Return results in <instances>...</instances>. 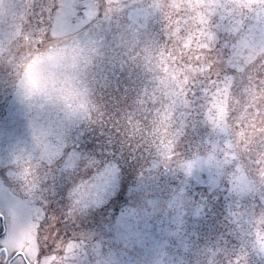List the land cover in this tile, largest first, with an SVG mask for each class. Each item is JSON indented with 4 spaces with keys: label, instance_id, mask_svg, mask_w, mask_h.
Returning <instances> with one entry per match:
<instances>
[{
    "label": "rangeland",
    "instance_id": "obj_1",
    "mask_svg": "<svg viewBox=\"0 0 264 264\" xmlns=\"http://www.w3.org/2000/svg\"><path fill=\"white\" fill-rule=\"evenodd\" d=\"M241 2L259 0H89L87 17L70 23L69 0H0V42L53 26L73 32L100 53L91 80L108 57L133 47L129 41L137 36L136 54L145 53L153 70L178 77L165 85L173 108L185 111L181 152L135 191L123 192L114 166L111 177L93 187L103 169L66 170L63 160L49 159V147L62 146L68 137L43 146V167L33 183H22L0 160V209L26 205L15 222L11 213L0 212V264H9L15 256L10 249L25 239L31 259L39 253L43 264H264V209L237 159L226 120L231 91L244 84L243 73L264 50V13L249 19L224 7ZM59 5L64 7L54 15ZM133 25L138 30L127 36ZM146 26L151 33L144 36L139 31ZM9 73L0 64V81ZM29 142L25 114L0 87V155ZM66 152L83 157L67 146ZM62 175L74 182L62 181ZM6 226L14 234L7 240ZM24 258L12 264H27Z\"/></svg>",
    "mask_w": 264,
    "mask_h": 264
},
{
    "label": "trees",
    "instance_id": "obj_2",
    "mask_svg": "<svg viewBox=\"0 0 264 264\" xmlns=\"http://www.w3.org/2000/svg\"><path fill=\"white\" fill-rule=\"evenodd\" d=\"M130 29L132 33L127 36L138 30L136 25ZM142 30L139 33L144 36L146 31L151 33L150 27ZM137 38L129 41L133 47L118 57H108L102 73L92 76L97 84L94 96L99 111L91 113L90 119L77 122L66 141L69 149L97 162V167L92 168L94 173L114 166L117 181L122 188L125 186L124 193L137 190L159 169L165 170V162L181 152L179 143L184 133L185 111L173 108V96L165 85L178 77L168 70H153L154 63H147L145 53L138 56ZM256 62L257 59L243 73L244 84L231 91L226 120L238 161L264 209V188L258 183L260 159L264 156V96L260 95L264 69L254 72L252 66ZM60 178L74 182L70 181L73 177Z\"/></svg>",
    "mask_w": 264,
    "mask_h": 264
},
{
    "label": "clouds",
    "instance_id": "obj_3",
    "mask_svg": "<svg viewBox=\"0 0 264 264\" xmlns=\"http://www.w3.org/2000/svg\"><path fill=\"white\" fill-rule=\"evenodd\" d=\"M224 7L254 19L255 13H264V0L256 4H225ZM99 55L78 35L54 30V26L41 28L23 40L0 42V64L10 69L9 78L0 81V87L10 91L15 104L25 114L30 134L28 144L13 145L10 151L0 155V160L5 167L19 173L22 183L35 181L43 167L41 155L46 143L60 136H70L74 124L90 119L91 113L99 111L95 86L90 79ZM259 69H264V50L252 66L254 72ZM260 95L264 96V88ZM24 152L33 158L22 157ZM260 164L258 183L264 188V156ZM6 213L5 209V216ZM21 244L22 247H13L8 254L29 257L27 264H43L39 253L34 261L31 259L30 241L25 239Z\"/></svg>",
    "mask_w": 264,
    "mask_h": 264
},
{
    "label": "snow or ice",
    "instance_id": "obj_4",
    "mask_svg": "<svg viewBox=\"0 0 264 264\" xmlns=\"http://www.w3.org/2000/svg\"><path fill=\"white\" fill-rule=\"evenodd\" d=\"M89 6V0H69V3L67 5L69 22L73 23V21H76V23H79L80 21L84 20L88 15ZM63 7L64 5L54 6L53 14H59ZM48 151L51 154L49 156V159H54L55 163L63 160L64 167L66 170L75 171L80 168L92 169L97 167V162L95 160H92L90 158L85 159L77 155L76 153H67L66 143H64L62 146H50ZM113 171L114 170L111 167L104 168L102 171H100L97 175L93 177L92 186L96 187L103 184L105 180L111 177ZM80 187H85V185H81ZM76 191L78 192L79 189H76ZM6 210V214L11 213L13 221L15 222L17 216L22 215V213L26 210V205L17 204L15 206L7 207ZM0 212H3L5 214V209H0ZM0 218H3V216H0ZM12 234V230H10L6 226L5 234L2 238L7 240L8 237Z\"/></svg>",
    "mask_w": 264,
    "mask_h": 264
},
{
    "label": "water",
    "instance_id": "obj_5",
    "mask_svg": "<svg viewBox=\"0 0 264 264\" xmlns=\"http://www.w3.org/2000/svg\"><path fill=\"white\" fill-rule=\"evenodd\" d=\"M11 262H12V261H11ZM11 262H10V263H11Z\"/></svg>",
    "mask_w": 264,
    "mask_h": 264
}]
</instances>
